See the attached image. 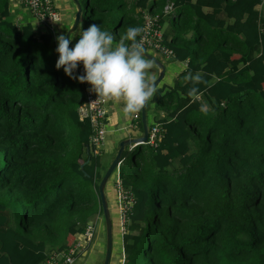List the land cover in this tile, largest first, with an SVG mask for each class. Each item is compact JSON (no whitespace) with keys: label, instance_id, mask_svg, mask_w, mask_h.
I'll use <instances>...</instances> for the list:
<instances>
[{"label":"trees","instance_id":"obj_1","mask_svg":"<svg viewBox=\"0 0 264 264\" xmlns=\"http://www.w3.org/2000/svg\"><path fill=\"white\" fill-rule=\"evenodd\" d=\"M79 3L83 28L96 24L117 41L141 25L142 10L161 24L166 5L168 46L185 62L149 101L165 113L156 146L124 151L128 174L118 165L133 196L123 264H264L262 0ZM54 48L50 32L17 23L0 0V264H46L101 215L99 156L85 153L90 128L76 113L82 85L56 69ZM189 70L207 81L198 86L206 113L187 95Z\"/></svg>","mask_w":264,"mask_h":264},{"label":"clouds","instance_id":"obj_2","mask_svg":"<svg viewBox=\"0 0 264 264\" xmlns=\"http://www.w3.org/2000/svg\"><path fill=\"white\" fill-rule=\"evenodd\" d=\"M143 32L140 26H129L117 41L113 33L102 30L101 26L92 24L84 29L81 24L79 39L73 48H70L73 34L56 37L59 55L56 69L63 68L70 79L91 85L89 91L96 94L97 100L122 103L126 115L137 114L158 91V66L145 54ZM81 63L84 74L76 75ZM184 80L192 85L187 95L199 100L203 93L198 86L207 83L204 74L189 70ZM200 110L206 113L208 105L202 104Z\"/></svg>","mask_w":264,"mask_h":264},{"label":"built area","instance_id":"obj_3","mask_svg":"<svg viewBox=\"0 0 264 264\" xmlns=\"http://www.w3.org/2000/svg\"><path fill=\"white\" fill-rule=\"evenodd\" d=\"M22 6L26 7L33 18L38 22L44 23L46 25L51 24L59 20L58 11L55 9V5L52 0H15ZM164 16L166 15L167 6H164ZM144 29L143 37L145 40V49H151L166 58L173 59V52L168 46L169 38L165 36V32L161 30V24L158 18L150 14L146 10L141 11V25ZM139 39V37H138ZM170 50L166 52L165 50ZM77 74H84L83 65H79L77 69ZM83 90V100L76 109L77 118L80 121L86 120L89 124L90 132L88 135V148L92 155L99 156L100 149L103 148L105 142V118L106 109L108 103H104L97 100L98 97L95 93L90 92L89 89L91 85L85 83L81 84ZM97 100V101H96ZM96 101L95 103H93ZM131 122L127 125L128 128L139 130V113L131 115ZM163 129L160 127L158 122H154L151 125H147L146 140L143 144H147L151 147H155L159 139L161 138ZM135 145H130L132 148ZM121 161V159H120ZM117 163L115 169L111 173H114L113 187L116 194V200L118 204V214L120 219V235L123 233V223L125 222L127 215L130 211L131 205L133 203V196L128 188H124L121 180L118 176V165ZM110 175V176H111ZM97 219L99 216H96ZM95 217V219H96ZM95 219L88 220L82 231L74 236V240L66 249L62 250H52L48 252L47 258L45 260L46 264H72L75 260L80 259L87 252V249L95 237V232L97 230Z\"/></svg>","mask_w":264,"mask_h":264},{"label":"rangeland","instance_id":"obj_4","mask_svg":"<svg viewBox=\"0 0 264 264\" xmlns=\"http://www.w3.org/2000/svg\"><path fill=\"white\" fill-rule=\"evenodd\" d=\"M9 3L12 4L13 0H9ZM15 7H17V5H13ZM23 8V7H22ZM55 9L58 11L59 14V20L61 17V21L60 22H55L50 26V29H46L47 32H50L52 37L54 38V42H56V37L59 35H64V33H62L63 31V26H62V22L64 19V15H65V10L62 9L57 2H55ZM258 9L264 13V0H262V3L258 6ZM16 10L20 11L19 8L17 7ZM21 14L23 15V17H25L27 14L25 13V11H21ZM28 20H31L32 22L34 21L32 16H28L27 18ZM59 28H61V32L59 31ZM169 28L168 22H167V16L165 15V17L163 18V22L161 23V30L163 32L167 31ZM72 35V34H70ZM78 41V37L75 36L72 40V43L70 44V48H73L75 46V43ZM58 43V42H56ZM55 43V44H56ZM146 52L148 54H150L153 58H155L156 60L160 61L163 66H164V72H163V76L162 78L159 80L158 85L162 86V85H166V86H171L172 81L175 77V75H177L178 71V67H180V64L178 61H175L172 58H166L164 56H162L160 53L151 50V49H146ZM200 104L202 105L203 102L200 101ZM160 111L158 109H154V105L153 103H148L146 106V122L147 125H151L154 122H156V120L158 118H160ZM165 114V113H164ZM154 117V118H153ZM131 122V118L130 121ZM105 131L107 133V136L105 134V142L107 140H115L117 138V136L119 134H124L125 135V131H119V132H114V131H110L109 127H105ZM141 131L137 130V129H131V128H127L126 129V134L131 135V136H138L140 135ZM106 143L103 146V148L100 149V154H99V162H101V168L104 169L106 168V166L109 163V159L112 158V152L110 154L107 153L106 151ZM190 146L193 147V144L190 143ZM107 162V163H106ZM122 162L121 169L124 171L125 174H128L130 172V167H131V162L129 159V156L126 155V157L120 161ZM100 167V166H99ZM172 167H177V161L174 160L172 163ZM104 171V170H103ZM114 173L111 175L110 179L108 180V183L105 188L104 186V196L106 199V204H107V208H108V213H109V219H110V231H111V250H110V257H109V261L108 264H123L124 259L122 256V249H121V235H120V219H119V214H118V206L116 207L117 204V200H116V194H115V190L114 187L112 185L113 177ZM110 187V188H109ZM118 205V204H117ZM101 212V210H100ZM89 219H95L94 215H91L88 217ZM95 223H96V232H95V237L93 238V240L91 241L86 254H84L83 256H81V259H77L75 260L72 264H100L103 258V252H104V222H103V218L102 215L99 216V218L95 219Z\"/></svg>","mask_w":264,"mask_h":264},{"label":"crops","instance_id":"obj_5","mask_svg":"<svg viewBox=\"0 0 264 264\" xmlns=\"http://www.w3.org/2000/svg\"><path fill=\"white\" fill-rule=\"evenodd\" d=\"M53 1V4L55 5V2L58 3V5L65 10V15H64V19H63V22H62V26H63V31L62 33H64L68 28L69 26L71 25L72 23V20H73V14L75 12V5L73 4V2L71 0H52ZM81 0H79L80 2ZM13 5H17V7L19 8L20 11L16 10L17 7L13 6ZM23 7V8H22ZM10 8H11V12L13 13V18L14 20L17 22V23H20L22 21H29L31 23V25L34 27V30L37 31V32H47V28L50 29V26L55 23H51V24H44V23H41V22H38L35 18L34 21L32 22L31 20H28V16H32L29 12V10L22 6L21 4H19L17 1L13 0V3L10 4ZM21 11H25V13L27 14L25 17H23V15L21 14ZM61 21V17H60V20H58V22ZM57 22V21H56ZM80 23L78 24V26L76 27V29L70 33V34H73L74 36H77V33H78V30H79V27H80ZM169 30V28H168ZM168 30L165 31V33L167 34L168 33ZM59 31L61 32V28H59ZM69 34V35H70ZM57 42V41H56ZM55 42V43H56ZM58 47V43L55 44V48L54 50L56 51V48ZM58 58H59V55L58 53L56 52ZM180 64V67H178L177 71L178 73L180 71H182L184 68H185V62H179ZM156 71L158 72V68L156 69ZM177 73V74H178ZM176 76V75H175ZM157 87H160L158 84L156 85ZM199 101H202L203 104H206L205 101H203L202 97H200ZM160 118L163 117L164 115V112L160 111ZM130 118L131 116L129 115H126L124 112H123V104H117V103H114V102H110L108 103L107 105V109H106V118H105V127H109V130L110 131H114V132H119V131H125V135L124 134H119L117 136V138L113 141L111 140H107L106 142H104L103 146L105 145L106 143V151L108 154H110L112 152V156L114 155L115 151H116V148H117V143L119 140L123 139V138H129V137H133L131 135H127L126 134V129L128 128V124L130 123ZM154 118V117H153ZM132 120V119H131ZM139 122H140V118H139ZM139 130L141 131V127L139 128ZM106 136H107V133H106ZM130 145H128L126 147V149L128 150V152L131 150V148L129 147ZM125 149V150H126ZM122 158V157H121ZM112 158L109 159V162ZM107 163V162H106ZM107 167V166H106ZM103 169L101 168V162H100V167H99V172H100V176L101 174L104 172ZM107 183V182H106ZM106 185V184H105ZM110 188V187H109ZM118 205L116 204V207ZM86 254V253H85ZM82 256H83V253H82ZM81 259V258H80Z\"/></svg>","mask_w":264,"mask_h":264},{"label":"water","instance_id":"obj_6","mask_svg":"<svg viewBox=\"0 0 264 264\" xmlns=\"http://www.w3.org/2000/svg\"><path fill=\"white\" fill-rule=\"evenodd\" d=\"M73 4L75 5V12L73 14V20L69 28L65 31L64 35H69L72 33L76 27L79 24V17L81 13V6L79 3V0H71ZM149 59H152L155 61L156 65L158 66V76H157V84L159 80L163 76L164 72V66L163 64L153 58L150 54L147 52L145 53ZM80 65H83L82 63ZM139 118H140V125H141V133L138 136H133L129 138H123L118 141L116 151L108 163L107 167L105 168L104 172L99 177L98 183H97V195H98V201L100 205L101 215L104 222V252H103V258L100 264H108L109 257H110V250H111V229H110V219H109V213L108 208L106 204V199L104 196V186L106 182L108 181L111 173L115 169L117 163L120 161L122 154L124 151L128 152L126 147L128 145H138L143 144L146 140V134H147V122H146V107L143 108L139 112ZM126 149V150H125ZM85 153L88 154V147H85ZM88 161V156L86 159L79 165V168L82 170L83 165ZM85 175V173H84Z\"/></svg>","mask_w":264,"mask_h":264},{"label":"bare ground","instance_id":"obj_7","mask_svg":"<svg viewBox=\"0 0 264 264\" xmlns=\"http://www.w3.org/2000/svg\"><path fill=\"white\" fill-rule=\"evenodd\" d=\"M110 177H111V176H110ZM110 177H109V179H110ZM109 179H108V180H109ZM107 183H108V181H107ZM107 183H106V185H107ZM105 188H106V186H105Z\"/></svg>","mask_w":264,"mask_h":264}]
</instances>
